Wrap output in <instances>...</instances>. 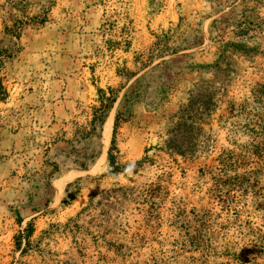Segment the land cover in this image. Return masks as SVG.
<instances>
[{"label": "rangeland", "instance_id": "1", "mask_svg": "<svg viewBox=\"0 0 264 264\" xmlns=\"http://www.w3.org/2000/svg\"><path fill=\"white\" fill-rule=\"evenodd\" d=\"M0 88V264H264V0H0Z\"/></svg>", "mask_w": 264, "mask_h": 264}, {"label": "trees", "instance_id": "2", "mask_svg": "<svg viewBox=\"0 0 264 264\" xmlns=\"http://www.w3.org/2000/svg\"><path fill=\"white\" fill-rule=\"evenodd\" d=\"M100 93L99 95V104L98 107L94 108L93 113H92V118H91V124L94 125V123H101L102 122V117L106 114V112L109 110L112 102L114 101L113 98H111V96H105L103 93H101L100 91H98ZM3 92L0 88V100L3 97ZM119 118V115L117 114L114 118L113 121V127H112V132L114 133V129L116 127V123L117 120ZM111 145H113V140H111ZM112 147V146H111ZM110 150V148H109ZM264 151V150H263ZM109 159V166H114L113 164V158L111 155L108 156ZM114 170L117 169L116 167L113 168ZM19 246V242L16 241V247Z\"/></svg>", "mask_w": 264, "mask_h": 264}]
</instances>
